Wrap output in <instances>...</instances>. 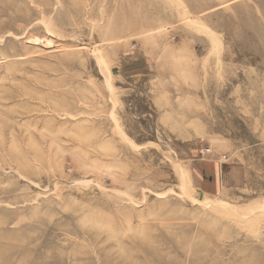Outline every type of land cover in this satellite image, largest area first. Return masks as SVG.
Returning a JSON list of instances; mask_svg holds the SVG:
<instances>
[{"label": "rangeland", "instance_id": "rangeland-1", "mask_svg": "<svg viewBox=\"0 0 264 264\" xmlns=\"http://www.w3.org/2000/svg\"><path fill=\"white\" fill-rule=\"evenodd\" d=\"M0 264H264V0H0Z\"/></svg>", "mask_w": 264, "mask_h": 264}, {"label": "crops", "instance_id": "crops-1", "mask_svg": "<svg viewBox=\"0 0 264 264\" xmlns=\"http://www.w3.org/2000/svg\"><path fill=\"white\" fill-rule=\"evenodd\" d=\"M207 167V170H205L210 176H211V181L213 184H216V188L219 187L220 182H221V169L216 165V163H208L205 165Z\"/></svg>", "mask_w": 264, "mask_h": 264}, {"label": "built area", "instance_id": "built-area-1", "mask_svg": "<svg viewBox=\"0 0 264 264\" xmlns=\"http://www.w3.org/2000/svg\"><path fill=\"white\" fill-rule=\"evenodd\" d=\"M205 151H206V152H209V150H208L207 148L205 149Z\"/></svg>", "mask_w": 264, "mask_h": 264}]
</instances>
